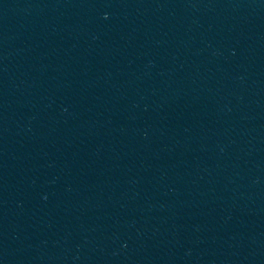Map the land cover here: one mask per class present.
Masks as SVG:
<instances>
[{
  "label": "water",
  "instance_id": "95a60500",
  "mask_svg": "<svg viewBox=\"0 0 264 264\" xmlns=\"http://www.w3.org/2000/svg\"><path fill=\"white\" fill-rule=\"evenodd\" d=\"M0 264H264V0H0Z\"/></svg>",
  "mask_w": 264,
  "mask_h": 264
}]
</instances>
